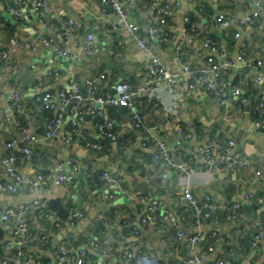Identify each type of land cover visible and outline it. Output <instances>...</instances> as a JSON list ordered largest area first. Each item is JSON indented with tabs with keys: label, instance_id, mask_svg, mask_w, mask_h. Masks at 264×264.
<instances>
[{
	"label": "crops",
	"instance_id": "0c3cea01",
	"mask_svg": "<svg viewBox=\"0 0 264 264\" xmlns=\"http://www.w3.org/2000/svg\"><path fill=\"white\" fill-rule=\"evenodd\" d=\"M121 1L131 19L139 24L144 40L156 50L169 69L180 68L183 61L192 66L205 65L207 52L199 46V42L207 37L222 44L224 50L220 59L235 62L234 67L226 68L227 77L240 83L251 103L242 110L235 99L222 104L208 92L202 81L196 88H190L189 84L197 81V76L187 73L173 83L157 82L154 95L143 92L135 98L133 109L140 114L143 127L134 124L131 108L106 105L104 113L115 121L119 133L115 140L97 135L94 124L89 120L91 115L76 124L69 142L61 135L43 138L44 120L55 112L44 109L36 101L38 92L70 89L74 81L96 77L103 72L105 78L97 83V92L101 94H113L121 80L135 87L149 77L145 53L130 38L129 31L120 26L119 17L109 1L50 0L54 7L51 25L43 28L32 9L24 7L22 15L16 17L10 10L16 5V0H0V21L4 22L0 25V46H11L10 39L15 34L33 38L40 29L50 33L63 26L68 17L73 18L76 24L70 38L74 51L72 58L58 59L48 49L34 53L11 46L10 58L0 62L2 111H9L6 103L8 93L19 91L25 106L20 122H28L39 136L32 145V160L25 161L18 150L8 148L2 142L0 157L7 152L18 155L19 170L24 174L46 171L55 163L67 168V160L88 162L91 168L87 174L77 172L72 181L44 187L38 193L26 184L16 192L0 191V209L28 205L29 226L46 235L45 244L36 241L24 246L22 261L24 264H55L58 245L64 234L69 232L68 250L77 257L78 250L86 246L89 239H95L113 247V260L117 263L126 251L153 248L160 256L161 264H187L185 241L172 239L175 228L165 224L161 225V229L153 227V221L161 223L162 207L150 214L151 220L140 224L137 233L133 232V225L147 212L131 195L144 194L161 199L166 208L175 212L179 227L194 231L192 212L182 211L180 204L173 201L188 185L200 197L210 194L220 207L234 199L241 202L239 212L232 220L225 208L216 211L219 216L217 224L206 219L200 229L201 239L196 244L204 261L212 262L217 255L224 253L229 260V255H233L243 264H264V243L255 249L247 240L248 234L254 230L255 219L264 218V123L262 130L257 129L253 120L255 115L251 112L264 86L263 82L255 80L254 66L243 65L236 57L241 54L244 58L255 59L262 55L260 45L264 43V30L257 21L244 25L241 35L235 37L233 31L219 30L213 22L214 15L221 11L241 14L250 10L251 0H180L178 13L169 16L162 25L167 32L166 42L153 33L158 22L152 0H136L134 4ZM185 16L194 25L191 30L194 36L192 44L180 43L185 25L189 26ZM114 25H117L115 29L112 28ZM88 32L94 35L96 49L93 52L82 48L83 38ZM261 71L264 74V67ZM94 105L87 102L84 108L90 110ZM73 116L69 109L66 110L62 129L72 127ZM94 119L101 121L102 117ZM18 126L19 123L0 126V141L17 135ZM178 126L189 132L188 138L177 131ZM151 134L166 141L172 154L186 165L188 175L167 168L161 162H153L152 148L139 144L142 136ZM229 137L236 141L237 150L249 162L237 171L215 172L210 160L201 158L197 146L209 140L225 142ZM92 142L98 146H92ZM103 169L118 175L121 185L127 188L124 194L109 196L110 184L99 177ZM255 170H261V174L256 175ZM249 193L253 194L252 203L244 201ZM36 197L40 199L38 204L33 203ZM64 199L83 213L72 224L69 223L68 212H65ZM58 204L60 207H57ZM12 226V222L0 221V258L4 255L3 243L11 236ZM209 246L214 248L213 252L209 251ZM86 260V264H105L92 250H88Z\"/></svg>",
	"mask_w": 264,
	"mask_h": 264
},
{
	"label": "built area",
	"instance_id": "2783aa9c",
	"mask_svg": "<svg viewBox=\"0 0 264 264\" xmlns=\"http://www.w3.org/2000/svg\"><path fill=\"white\" fill-rule=\"evenodd\" d=\"M111 2L118 17L119 24L130 33V38L135 40L137 46L145 53V67L149 77L143 83L131 86L128 81L121 80L115 86L113 94H101L97 92L98 82L105 78V73H100L96 77H87L83 81H74L70 89L48 90L45 89L36 94L35 99L46 110H53L55 114L48 116L43 123V138H54L61 135L66 142L72 138V132L76 128V124L85 120L87 115H91L89 119L97 130V135H106L108 138L115 140L118 137V130L115 127V121L104 113L106 105H125L131 108V118L134 124L138 127H143V121L134 109L135 98L141 93L154 95V85L161 82H175L180 76L187 73H192L197 76V81H192L190 88H196L199 81H202L208 92L220 101L227 103L229 100L235 99L239 108L242 110L251 103V98L244 93V90L239 82L234 78L227 77L226 68L234 67L235 62L227 58H221L223 55L224 46L220 43H215L211 38H205L199 42V46L206 53V64L202 66H192L189 62H181L180 68L169 69L161 59L156 50L148 44L141 32L140 26L131 19L130 13L125 9L124 3L121 0H102ZM134 4L136 0H127ZM252 7L250 10L241 14L218 12L214 15V27L219 30H233L234 36L239 37L244 25L260 22L264 30V0H251ZM152 4L156 13L158 24L153 30V33L158 36L161 41L166 42L167 32L164 31L162 25L167 21L169 16L178 13L180 8V0H152ZM27 7L32 9L38 17V21L43 28H49L51 25V17L54 11L50 0H16V5L10 10L16 17L22 15V8ZM185 25L184 36L180 43L192 44L194 36L191 30L194 25L189 20L188 16L184 17ZM0 21V25H3ZM117 25L112 26L115 29ZM76 24L73 18L68 17L65 24L61 27L51 30L46 33L44 30H38L33 38H23L15 34L10 39L12 48H24L31 52H38L41 49H48L56 52L60 56L72 58L74 51L71 46V35ZM11 46H0V62L10 58L13 49ZM82 48L87 52H93L96 47L94 44V35L92 32L85 34L82 41ZM260 49L262 55L255 59L244 58L238 54L236 57L243 65H253L255 68L254 78L256 81L263 82L264 74L261 68L264 67V43H261ZM91 102L95 104L90 110L84 108V104ZM6 103L9 111L3 112V106L0 103V126H10L19 123L18 134L9 138L4 143L8 148L18 150L25 161H30L34 157L32 145L39 139L38 133L28 123H21L23 109H25L22 101V96L19 91L13 90L6 96ZM73 113L72 127L70 129H62L61 124L66 110ZM251 112L255 115L254 125L257 129L262 130L264 123V90L257 96L256 103L251 107ZM96 116H101V121H94ZM177 131L183 134L184 138L189 137V132H185L181 126H178ZM92 146H98L97 143H90ZM139 144L142 146H150L152 148L153 162H161L167 168L177 170L188 175V170L185 164L172 154L166 141L157 138L155 135H145L139 139ZM197 150L201 158L210 160L212 170L215 172L237 171L247 165L249 162L246 157L241 155L237 150V143L229 137L225 142L221 140H209L197 146ZM18 155L13 152H7L0 157V191L16 192L19 188L26 184L29 185L34 192L38 193L47 186H59L70 182L74 179L77 172L87 174L90 172L88 162H75L67 160V168H63L61 164H53L46 171H37L34 174H24L19 170L17 163ZM256 175L261 174V170H255ZM99 177L106 183L110 184L111 191L109 196L115 197L118 194H124L127 188H124L117 174L103 169L99 172ZM253 194H246L244 201L253 202ZM132 199L144 206L143 214L139 221L133 225V232L139 231L140 224H145L151 220V213H154L158 208H163L161 223L153 221V227L161 229V225L165 224L168 227L175 228V233L172 239H180L185 241L187 249V264H243L233 255H229V260L226 255L219 254L212 262L204 261L196 248V244L201 239L200 229L203 224L209 222L217 224L219 216L217 210L225 208L228 211V218L234 219L238 214L241 202L238 199L227 202L222 207L212 200L210 194H205L203 197L198 196L193 192L190 186H185L182 193H178L173 199L179 203L182 211L192 212V224L196 227L194 231H188L178 226V217L171 208H166L161 199L149 197L144 194L131 195ZM33 203H40L39 198H35ZM69 215V223L72 224L75 219L81 218L83 213L77 209L75 205L63 200ZM28 205H20L16 209L5 207L0 209V221L12 222L11 236L3 243L4 255L0 258V264H24L22 261L23 248L28 242H40L45 244L47 241L46 235L40 230H33L28 223ZM254 230L248 234L247 240L252 248L257 249L264 243V218L258 217L253 222ZM70 240L69 232H66L62 237L60 244L55 252V264H86V256L88 250H92L103 259L105 264H161L160 256L153 248L138 250L137 252L126 251L122 254L119 263L113 260V247L109 243H100L98 240L89 239L86 246L78 250V257L71 254L68 250ZM209 251L213 252L212 246L208 247Z\"/></svg>",
	"mask_w": 264,
	"mask_h": 264
},
{
	"label": "water",
	"instance_id": "95a60500",
	"mask_svg": "<svg viewBox=\"0 0 264 264\" xmlns=\"http://www.w3.org/2000/svg\"><path fill=\"white\" fill-rule=\"evenodd\" d=\"M51 54L53 55V56H55L56 58H58V59H63V60H68L69 58L68 57H64V56H60V55H58L56 52H54V51H52L51 50ZM68 63H66V65H67ZM126 197V196H125Z\"/></svg>",
	"mask_w": 264,
	"mask_h": 264
},
{
	"label": "trees",
	"instance_id": "16d2710c",
	"mask_svg": "<svg viewBox=\"0 0 264 264\" xmlns=\"http://www.w3.org/2000/svg\"><path fill=\"white\" fill-rule=\"evenodd\" d=\"M190 18H191V17H190ZM191 19H192V18H191ZM190 21H191V20H190ZM222 31H226V30H222ZM230 31H233V30H230ZM57 207H60V205L58 204ZM61 209H62V208H61ZM66 209H67V208H66ZM66 209H65V210H66ZM65 212H66V214H67L68 211L66 210ZM64 215H65V213L63 212V216H64Z\"/></svg>",
	"mask_w": 264,
	"mask_h": 264
}]
</instances>
